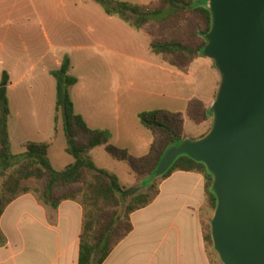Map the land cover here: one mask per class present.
Here are the masks:
<instances>
[{
  "label": "crops",
  "instance_id": "obj_1",
  "mask_svg": "<svg viewBox=\"0 0 264 264\" xmlns=\"http://www.w3.org/2000/svg\"><path fill=\"white\" fill-rule=\"evenodd\" d=\"M54 1L64 8L73 5L80 10L73 17L85 24L81 31L102 29L107 41L111 40L114 44V30L110 32V27L116 24L114 17L105 13L104 17L99 11H94L90 5L93 0ZM63 16L59 15L58 19ZM51 20V16L42 19L35 14L0 13V86L3 74H6L10 151L16 147L24 153L28 143H46L49 145L48 159L50 149L59 136H63L67 143L62 124L56 120V82L50 74L60 68L65 57L61 58L53 53L64 51L59 45L62 28L59 25L53 26ZM14 25L27 28V40H22L26 54L7 55L4 61L7 45L11 43L9 32ZM53 37L58 44L56 48H53ZM20 40L21 36L18 35L17 41ZM85 48L81 46L78 49ZM198 61L199 59L194 61L191 66ZM70 64L72 65L71 59ZM161 64L167 65L163 62ZM191 66L187 74L169 67L189 78L193 75ZM214 72L217 90L220 77ZM30 99L42 101L41 107L26 106ZM194 99L203 102L198 98L191 100ZM71 100L75 113L82 117L89 129L107 131L110 134L109 144L115 141L113 146L130 151L123 144L124 140L118 137L119 125L110 121L120 120L116 114L117 109L107 115L90 114L83 107L78 110L72 97ZM114 100L117 101L116 98ZM213 101L203 103L210 108ZM205 201L204 174L178 171L159 181V193L155 200L130 215L132 231L114 247L102 264H218L209 254L203 237L202 215ZM82 226L83 209L79 202L63 201L56 210H51L39 202L35 195H22L5 208L0 217V234L5 241L0 246V264H77Z\"/></svg>",
  "mask_w": 264,
  "mask_h": 264
},
{
  "label": "trees",
  "instance_id": "obj_2",
  "mask_svg": "<svg viewBox=\"0 0 264 264\" xmlns=\"http://www.w3.org/2000/svg\"><path fill=\"white\" fill-rule=\"evenodd\" d=\"M93 2L100 5L107 16L118 17L147 36L150 53L180 72L187 74L191 64L203 57L206 34L211 26L208 0H157L158 7L155 8L115 0ZM179 22L185 25L181 39L156 40L150 34V28H172ZM70 68V59L65 56L60 68L50 73L56 82L55 111L62 118L63 132L67 137L65 151L74 160L62 171L52 167L46 143L26 144L25 152L17 156L19 161L13 163L15 156L11 154L9 144L6 86H0V217L9 204L29 193L51 210H56L63 201H77L83 209L77 264H102L114 247L132 231L130 215L150 205L159 193V181L174 172L204 174L205 207L215 211L217 198L212 189L213 176L203 163L187 155H179L164 174L156 175L166 152L187 139L181 113L164 110L140 113L139 122L152 134V143L146 156L132 157L126 149L109 144L107 131L89 129L82 117L75 113L69 90L78 80L69 74ZM7 80V75L3 74V81ZM185 114L195 125H202L213 118L210 108L196 99L188 102ZM96 147H103L114 160L128 163L137 182L149 176H156V179L147 188L140 187L144 189L142 191L126 189L116 176L98 168L90 159L89 152ZM29 182L40 186L32 188ZM208 227L207 233L203 227V237L206 245L213 248L211 220ZM3 244L5 241L0 234V246Z\"/></svg>",
  "mask_w": 264,
  "mask_h": 264
},
{
  "label": "rangeland",
  "instance_id": "obj_3",
  "mask_svg": "<svg viewBox=\"0 0 264 264\" xmlns=\"http://www.w3.org/2000/svg\"><path fill=\"white\" fill-rule=\"evenodd\" d=\"M115 1L131 5H148L150 8L158 7L157 0ZM90 5L94 11H99L105 17L100 5L94 2ZM79 11L73 5L64 8L54 0H0V13L30 16L35 14L42 19L51 16L52 25H59L62 28L59 45L64 51L53 53H57L61 58L67 56L72 60L70 74L76 77L79 83L70 89V95L77 109L83 107L90 114L104 115L117 109L116 114L120 120L110 121L119 125L118 137L129 147L132 157L146 156L152 141L151 133L140 125L138 120L140 112L166 110L181 113L184 117V135L189 140H197L209 131L211 120L203 125H195L189 121L185 112L188 101L193 98L205 103L215 100L217 90L214 71L217 73L218 71L213 62L200 57L199 61L191 66L193 75L188 78L177 70L162 65L149 51V38L118 17H114L115 26L110 27V32L114 30V44L111 40L107 41L105 31L102 29L81 31L85 24L73 17ZM59 15L64 16L58 19ZM184 26V23L179 22L172 28L153 27L150 28V34L156 40L181 39ZM11 30L8 31L11 43L7 45L4 61L7 55L26 54L22 40L25 42L27 40V28L21 26L18 28L14 25ZM14 34L16 36H13ZM18 35L21 36L20 41H17ZM52 40L53 48H56L58 46L56 38L53 37ZM81 46L86 47L85 50L78 49ZM160 67L165 70H161ZM4 83L6 82L3 81L1 85ZM41 104L42 101L30 99L26 106L37 108L41 107ZM109 117L111 118V115ZM56 120L62 124L59 113H56ZM110 144L115 145V141ZM66 147L65 139L59 136L50 149L49 159L57 171H62L73 163V158L65 151ZM22 153L23 151L16 147L12 149L11 154L15 156L13 163L19 161L17 156ZM89 157L98 168L116 176L120 185L126 189L133 188L135 192L144 190L156 179V176H149L141 182H136L130 165L114 160L102 147L92 149ZM28 185L32 188L40 186L36 182H29ZM120 213H123V209ZM213 215L214 211H209L204 206L202 223L205 233L208 232V224ZM207 249L213 260L222 264L210 245Z\"/></svg>",
  "mask_w": 264,
  "mask_h": 264
},
{
  "label": "water",
  "instance_id": "obj_4",
  "mask_svg": "<svg viewBox=\"0 0 264 264\" xmlns=\"http://www.w3.org/2000/svg\"><path fill=\"white\" fill-rule=\"evenodd\" d=\"M208 2L202 56L220 75L212 125L169 149L156 175L179 155L203 163L217 198L211 237L221 263L264 264V0Z\"/></svg>",
  "mask_w": 264,
  "mask_h": 264
}]
</instances>
